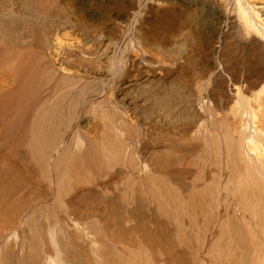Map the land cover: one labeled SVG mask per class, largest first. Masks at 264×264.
I'll use <instances>...</instances> for the list:
<instances>
[{"label":"bare ground","instance_id":"6f19581e","mask_svg":"<svg viewBox=\"0 0 264 264\" xmlns=\"http://www.w3.org/2000/svg\"><path fill=\"white\" fill-rule=\"evenodd\" d=\"M0 264H264V0H0Z\"/></svg>","mask_w":264,"mask_h":264},{"label":"rangeland","instance_id":"374dc122","mask_svg":"<svg viewBox=\"0 0 264 264\" xmlns=\"http://www.w3.org/2000/svg\"><path fill=\"white\" fill-rule=\"evenodd\" d=\"M196 1H198V3H201V0H196ZM200 1V2H199ZM49 94V93H48ZM44 96V95H43Z\"/></svg>","mask_w":264,"mask_h":264}]
</instances>
